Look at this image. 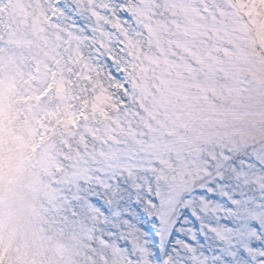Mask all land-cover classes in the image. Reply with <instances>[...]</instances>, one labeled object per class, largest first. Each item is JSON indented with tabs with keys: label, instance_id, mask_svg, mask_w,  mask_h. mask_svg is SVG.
<instances>
[{
	"label": "snow or ice",
	"instance_id": "snow-or-ice-1",
	"mask_svg": "<svg viewBox=\"0 0 264 264\" xmlns=\"http://www.w3.org/2000/svg\"><path fill=\"white\" fill-rule=\"evenodd\" d=\"M0 264H264V0H0Z\"/></svg>",
	"mask_w": 264,
	"mask_h": 264
}]
</instances>
